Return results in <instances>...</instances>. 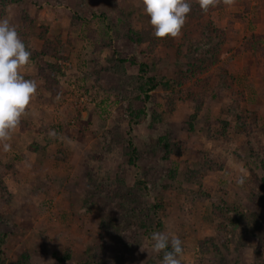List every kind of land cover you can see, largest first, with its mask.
<instances>
[{"label": "rangeland", "instance_id": "1", "mask_svg": "<svg viewBox=\"0 0 264 264\" xmlns=\"http://www.w3.org/2000/svg\"><path fill=\"white\" fill-rule=\"evenodd\" d=\"M190 3L181 35L157 39L142 0H0L60 68L18 125L35 130L42 109L37 136L0 145L8 264H161L154 231L183 241L181 264H264V0ZM208 21L223 34L201 49ZM141 63L172 87L144 105ZM235 115L249 136L220 137Z\"/></svg>", "mask_w": 264, "mask_h": 264}, {"label": "clouds", "instance_id": "2", "mask_svg": "<svg viewBox=\"0 0 264 264\" xmlns=\"http://www.w3.org/2000/svg\"><path fill=\"white\" fill-rule=\"evenodd\" d=\"M216 3L199 0L204 11ZM142 6L157 39L180 36L191 12L190 0H142ZM31 55L16 27L8 19H0V145L5 152L11 149L7 141L30 109L39 87L36 79L21 74V69L32 63ZM149 239L152 251L163 254L161 264H181L184 248L179 237L154 231Z\"/></svg>", "mask_w": 264, "mask_h": 264}, {"label": "trees", "instance_id": "3", "mask_svg": "<svg viewBox=\"0 0 264 264\" xmlns=\"http://www.w3.org/2000/svg\"><path fill=\"white\" fill-rule=\"evenodd\" d=\"M19 1H24V0H19ZM200 10V14L203 15V11L201 10V8L199 7ZM200 28L202 31V39L199 40L200 43V47L201 49H206L207 44L209 42V40L212 39V36L216 37V36H220L221 34H223V32L221 30L218 29H214L213 28V24L212 22L208 21L205 23H200ZM204 29L206 31H204ZM191 32H194L195 29L191 28L190 29ZM136 36H141L140 34H135ZM198 41V40H197ZM253 43L250 44V46H252ZM249 46V45H248ZM249 46V49L251 52H255L251 47ZM44 56H54L56 57V52L54 51H50V48H47L46 46L43 47L42 49ZM32 55H31V60L37 64L38 66V70H37V74L34 77H29L30 79H36L39 83V87L37 92H47V91H53V86L54 84L52 83V77L50 76L49 72H53V73H57L60 71L59 66H57L56 64H49L47 62L44 61V56L40 57L39 53H37V51H31ZM122 63L127 62V60H120ZM132 64L136 65L138 64L135 61H132ZM148 71H149V66L147 63H141L139 64V80H141L143 83L141 84V89H140V95L143 96V105L144 103L150 101L152 99L151 97V92H154L159 86H163L164 90H169L171 89V85L169 82L167 81H163L160 80L158 81L156 77H147L148 75ZM239 116V115H238ZM237 115H235V126L233 127V129L231 128V125L228 121H221L222 122V126L223 127V131L220 134V137H226L227 133H229L230 131L239 134V135H246L249 136L246 132V130L244 129L245 127H243L245 125V123H247L245 121V119H243L244 123L242 122V119H239ZM255 124H257V119L255 118ZM220 127V128H221ZM131 146V152H130V162L136 166V162H137V152L136 149L133 147L132 144H130ZM169 148V146H168ZM160 226V223H159ZM6 243V235L5 234H1L0 233V264H8L7 263V257L5 255L4 252V245ZM68 257L65 258H61L58 257L56 260L58 261L59 264H62ZM15 264H19V263H15ZM20 264H27L26 262H20Z\"/></svg>", "mask_w": 264, "mask_h": 264}, {"label": "crops", "instance_id": "4", "mask_svg": "<svg viewBox=\"0 0 264 264\" xmlns=\"http://www.w3.org/2000/svg\"><path fill=\"white\" fill-rule=\"evenodd\" d=\"M254 26V25H253ZM244 27L246 28V34L247 33H249L250 31H249V29H253V27L250 25V26H247V25H244ZM247 30H248V32H247ZM252 33V32H251ZM41 95H40V93H37L36 94V96H35V98H34V100L32 101V103H31V106H30V109L32 110L33 108V105H34V103L36 104V105H38V102L39 101H41V100H39V97H40ZM42 97V96H41ZM39 100V101H38ZM36 111H38L39 113H35L34 115H30L31 117L30 118H34V116H37L38 117V119H37V121H35L34 122V125H33V127H36L35 128V130H38V128L41 126V124L44 122V121H42L41 120V117H43L42 116V114H41V111H42V109H36ZM258 112V111H257ZM27 114H28V112H27ZM23 117L25 118V119H23ZM22 118H21V120H25V121H28L27 119H26V117L25 116H23ZM29 118V119H30ZM20 123H21V121H20ZM261 124L263 125V119H261ZM260 124V125H261ZM35 130H29V129H27V128H25V131L24 132H22V131H20L19 130V126L13 131V133H12V135H11V139H10V142H11V148L12 147H14L13 145L15 144V142L16 141H18L20 138H22V137H25V136H29V134H33V136H37V134L36 133H38L37 131H35ZM247 175V174H246ZM248 176V175H247Z\"/></svg>", "mask_w": 264, "mask_h": 264}]
</instances>
